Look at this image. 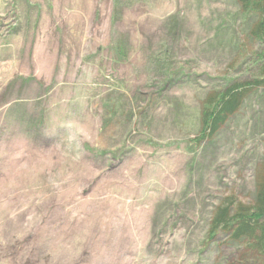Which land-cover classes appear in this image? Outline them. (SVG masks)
<instances>
[{
    "label": "rangeland",
    "instance_id": "1",
    "mask_svg": "<svg viewBox=\"0 0 264 264\" xmlns=\"http://www.w3.org/2000/svg\"><path fill=\"white\" fill-rule=\"evenodd\" d=\"M256 21L237 0H0V264H264L211 229L254 203L264 88L201 139L209 99L259 77Z\"/></svg>",
    "mask_w": 264,
    "mask_h": 264
},
{
    "label": "trees",
    "instance_id": "2",
    "mask_svg": "<svg viewBox=\"0 0 264 264\" xmlns=\"http://www.w3.org/2000/svg\"><path fill=\"white\" fill-rule=\"evenodd\" d=\"M237 1L244 12L256 15L257 21L250 29V35L261 45L259 56L262 66L259 77L234 84L209 99L207 109L203 112L201 139L216 134L228 118L238 112L246 96L256 89L264 88V0ZM262 169L257 179L253 205H237L230 198L217 207L212 217L211 229L213 233L229 234L234 241L246 242L247 253L264 261V155Z\"/></svg>",
    "mask_w": 264,
    "mask_h": 264
}]
</instances>
